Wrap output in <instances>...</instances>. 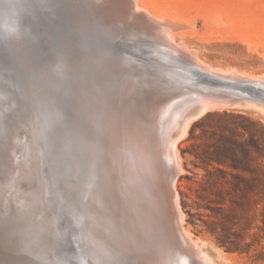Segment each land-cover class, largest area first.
Masks as SVG:
<instances>
[{"label":"bare ground","instance_id":"1","mask_svg":"<svg viewBox=\"0 0 264 264\" xmlns=\"http://www.w3.org/2000/svg\"><path fill=\"white\" fill-rule=\"evenodd\" d=\"M93 1L94 0H74L75 3L71 4L68 0H64V3L61 4L53 0L52 2L51 0H28L25 4V0H12L11 4L10 2L8 3L2 0L0 4V27L2 30L3 28L8 30L10 29L9 27L17 25L23 34L29 29L32 32L34 42L25 41L24 45L27 46L29 50L33 47L35 51L42 53L41 57H39V60L42 62L45 60L43 47L49 48L51 44H53V48L56 46L54 43V35L52 36L53 32H50L49 29L47 30L44 27L42 28V23L46 21L48 17H43L40 13L42 12L44 15L48 12L50 6H54L53 11H56L59 7H62V9L66 11L69 7L68 9L72 11H78V16L80 12L87 16L94 12L91 7ZM98 1L101 3L103 15L105 11L110 14L112 19L117 18L120 19V21L127 18L131 12L136 10L134 6L128 4V2L127 5H124L125 7L123 9H121L122 5L121 8L117 9L116 7L114 8L113 5L111 6L113 0ZM13 2L19 4L20 7L17 6L16 12L12 7V5L15 6ZM36 4L39 6V12H37ZM82 6H85L86 9L84 10ZM24 7L25 10L23 9ZM40 7H42V9ZM21 9L23 10L21 11ZM66 12L69 14V11ZM142 12L143 11H141V13ZM106 17L107 16H104L103 18ZM131 17L134 18L132 15ZM71 18L72 17H70L69 20H71ZM110 19H108V21L112 20ZM130 19L131 18H129V20ZM142 19L143 18H141V21ZM48 21L52 22L54 20L49 19ZM71 22L73 21L71 20ZM137 23L139 24V21ZM60 24L62 25L65 23L61 21ZM78 25L79 28L82 27V30L85 31L83 40L84 38H89L90 40L88 39L87 41L90 43L92 32L90 33V30L86 29L87 26L82 24L81 20ZM117 25L120 26L119 24ZM69 26H72L75 30L78 29L82 31L74 22ZM147 27L146 24L145 28ZM154 28L156 30H153V32L158 36V39L171 49L169 51L166 47L169 52L176 55L172 57L176 58L178 56L179 58L180 56L182 58L177 59L182 61L181 59L187 58L185 56H188L191 58V60H186L188 64L178 62L177 60L169 61L168 58L171 53L167 52L166 54L161 52V58L156 56L153 60L156 63L151 65L143 64L140 70L128 65L119 66V70L125 71L122 78L119 79L121 76L117 78L118 73L113 76V72L115 71L108 66L114 61L106 62L96 67L98 70H94L95 73L92 72L91 74L89 72L90 78L93 74L96 76L91 78V82L89 81L90 84L87 83V85H90V88L88 87L87 89L90 90L89 96L87 91L83 90L85 91V94L82 95L84 98L91 97L90 104L87 105L84 110V115H86L88 120L82 113H78L77 118H79L82 123L80 130L84 134L86 144L94 148L92 153L97 154V159H99V166H96L95 162L89 165V171L91 173L89 180L84 183L82 182L80 188H78L81 192V197L83 196L84 200L87 198V217L86 221L80 225L78 232L79 237L81 233V237L77 241L78 247L84 255L85 264H103L105 252H112L114 255H117L118 259L122 261V264H216L213 258L204 251L203 247L205 244L202 241L193 239V235L184 228L183 216H180L181 213H179L178 192L175 188L176 179L172 181V183H169V179L167 180L168 174L170 178L174 176L177 177L183 169H181V160L179 161L180 156L178 158L177 153H175L176 148L174 150L175 155L172 154L170 149L173 144L169 141L170 134L164 136V133L167 128H169L170 121L174 120L171 138L178 140L181 137H185L184 135L187 133V128L189 126L188 124L186 127V123L184 124V120H186L188 116L186 112L190 111L191 113V110L197 107L196 104L187 105V102L194 96H199L198 98L201 100H216L217 98L229 100L232 94H236L234 92L240 91L254 100L262 97L264 98V94H262V89L264 87L261 84V81L264 80V75L253 74L250 77L249 73L247 74L246 71V73H243L247 74L249 79L244 80L243 77L240 78L237 76L239 75L238 73H232L233 75L230 74L231 77L227 76L230 77L227 82L229 88L232 89L220 92L210 87L212 84L211 82L216 83L220 81L216 79V74H211L215 71L209 73V71H204L203 68L205 66L202 67V70L196 67V60L192 53L188 52V44H186L187 46L184 44L185 40L183 41L182 39V45L180 41V45H177L175 44L176 41L174 37L173 40L170 39L168 35L169 30L166 26H154ZM51 31H54V29ZM112 32H115V34H111L112 36H108L105 32H103L102 35L106 37L105 40L109 39V41L115 42L111 43L112 46L110 45V47L113 48L116 46L121 48L129 44L141 45L148 39H141L142 37L140 38V34L142 33L138 35L141 40L138 38L133 40L124 37L126 34L118 27H115ZM78 33L80 34L79 31ZM119 33L121 35H119ZM81 37L78 38L81 40ZM85 41L86 40H84V45L87 43ZM154 41L156 40L154 39ZM79 46L81 45L79 44ZM83 47L85 48L87 46L85 45ZM83 47L81 46V48ZM195 47L196 46H194V48ZM10 49L12 50L13 48L10 47ZM77 49L76 51L79 52ZM15 50L17 51V49H14V51ZM195 50H197V47ZM191 51L193 50L190 49V52ZM81 52H79V56H81ZM107 55L108 53L105 54V57H107ZM79 58L80 61H82L81 57ZM188 61H191L190 64L195 66V68L189 65ZM38 65L39 63H33L31 74L34 75L33 77L39 79L40 77L36 76L39 71ZM57 67L62 66L54 65L53 63V68L55 69ZM84 67L82 68L83 70ZM233 68L236 70L235 66ZM233 68L231 65V68L226 70L223 69V71H226L225 73H222L223 71H217L216 73L226 75L227 72H233ZM93 69L94 68H92V70ZM210 69L211 68H209V70ZM89 70L91 71L90 68ZM1 73L4 77H11L5 66L2 68ZM80 73H84V71ZM243 73L241 75H244ZM86 74L84 73V75ZM244 76L248 78V76ZM86 77H88V74ZM95 82H103V84L98 83L100 86H98V84L96 86ZM40 83L42 84L43 81ZM101 86L105 87L104 93L106 94L102 97L103 99L96 102L99 108L97 110L94 109L93 93H91V89L92 87H94V89L96 87L97 92L101 93V91L104 90L100 88ZM118 86L120 88L117 93ZM25 87L29 92L31 86H29V82L27 81H24L21 91L19 90L18 92L15 80L14 87L12 88L7 80H0V126L3 124L10 126L15 125L18 121L17 119L29 113L28 93H26ZM145 87L150 90L148 92L149 95L147 94V96H149L148 99L145 95V91L147 90L144 89ZM111 92H113L115 96H120L117 99V104H113L111 101L109 97L111 95H108L111 94ZM16 95L18 99L15 97ZM129 96H134L136 100L131 101ZM236 100L234 101V106L232 104L229 106H233L232 108H234L235 105H244L245 103L243 102L251 103L252 105L255 104L250 100H244L243 102ZM218 101L220 102V100ZM230 101L233 100H229V102ZM212 103L215 102L213 101ZM218 103L216 104L218 105ZM220 103H223V100ZM198 104L201 107V103ZM100 105H103L102 113L100 111ZM211 107H214V105ZM33 108L36 110L37 105L33 104ZM182 109L183 111L181 113ZM217 109H220V106ZM222 109L224 108L222 107ZM209 110L210 109H208V111ZM94 111L97 113L99 112V115L101 113L102 119L97 121ZM184 113H186V116L183 119ZM174 116L177 117V119ZM160 119H162L165 124H159ZM163 127L164 130L161 132ZM10 134L13 137L14 149L13 151H6L5 155H0V202L4 203L5 209L27 212L25 215L28 221L26 220L25 226L27 229L32 228V232L37 237L41 235L42 227L44 228L41 219L45 218L44 221L47 223L45 231L48 236H52V238L42 239V241H40L29 236L28 231L24 227H18L17 230L14 228L12 231L8 229L4 230L3 227L4 234H0V244L2 247L5 246L6 248L8 245L11 246L10 243L13 242V240V244L16 242V246H11L8 251L9 253L6 255L4 254L5 257L0 255V264H20L18 261L15 262L10 258V255L15 254L13 252L15 250H24L28 252L29 257L32 259L23 256L26 257L23 258L26 261L25 264H40L38 262L40 251L36 246H43V249L41 247L40 249L42 252L44 251V256H48L50 254L49 251L52 253L56 245L60 243V229L64 228L65 225L61 224L63 219L62 215L57 210L58 201L55 190H53L51 180L46 173V171L52 169L51 165L49 167L50 170H48L47 167L51 163L50 160H47V154L51 153L47 145L42 144L40 133L36 128L29 127L24 130L23 134L15 133L12 129ZM52 161L54 160L52 159ZM1 166H4V169ZM168 167L171 168L172 172L168 171ZM166 190L170 191L171 197L167 198V195L164 196ZM33 217L34 219L32 220ZM51 241L52 244L49 245ZM53 241L55 243H53ZM161 245H163L162 253L157 251L158 246ZM176 249L180 250L178 251ZM33 258H35V260Z\"/></svg>","mask_w":264,"mask_h":264},{"label":"rangeland","instance_id":"2","mask_svg":"<svg viewBox=\"0 0 264 264\" xmlns=\"http://www.w3.org/2000/svg\"><path fill=\"white\" fill-rule=\"evenodd\" d=\"M63 1L59 0L58 3L62 4L64 3ZM68 1L71 4L75 3L74 0ZM127 2L132 4L136 10L123 19L124 21H120L117 18L112 19L110 14L105 11L103 15L101 3L98 0H94L91 3V7L94 10V12L90 13L91 17L80 12L79 18L78 11L73 10V12L68 9L69 7H66V11H69V14L64 10H61V14L60 9L58 10L59 21H64L65 23L57 25V27L59 26L58 32L60 35L55 36L52 34L54 39L60 43L58 47L62 49L64 56L68 57L69 60L71 58L70 61L76 58L77 54L80 55L79 52H84H81L80 56L82 60L81 67L80 65L78 67L81 70L85 66L84 70L82 69L81 71H84L85 74L87 73L88 77H86L87 74L84 75L79 70L78 75L81 80L77 86L81 92H85L88 89L90 85H87V83L90 84V80L93 77L91 75L90 78V73H95L94 70H98L96 67L102 65V63L114 61L108 66L114 69L113 76L118 73L117 78L121 76L119 78L121 79L125 71L119 70V66L128 65L140 70L143 64L151 65L156 63L153 60L156 56L161 58V52L167 54L171 49L155 35L153 32V30H156L154 26H166L169 30L170 39L173 40L174 37L177 45H180V43L182 45L185 40L186 43L184 41V44H188V46L186 45L188 52L192 53L196 60V67L202 70V67L205 66L203 68L204 71H209V73L215 71L211 74H216V79L220 81L211 82L210 87L220 92L232 89L229 88L227 81L235 72L240 75L236 74L238 77H243L244 80L249 79L248 73L250 77L253 74L264 75V0H113L111 6L113 5L114 8L118 9L122 5L121 9H123ZM42 7L40 8L42 9ZM82 8L86 9L85 6H82ZM141 11L143 12L141 13ZM104 16L107 17L103 18ZM70 17H72L71 20L78 28L81 20L82 24L87 26L86 29H89L90 33L92 32L90 43L87 41L89 38H84L85 42H87L85 43L87 47H83L85 46L83 40L85 31L82 30V27L79 28L82 30L80 31L69 26L73 23L69 20ZM107 18L112 20L108 21ZM129 18L132 20H129ZM141 18H143L142 21ZM138 21L139 24L137 23ZM146 24L147 28H145ZM115 27L122 30L126 34L124 37L129 39L136 40L141 37L143 40L145 38L148 39L141 45L129 44L121 48L117 46L114 48L110 47L111 43L115 42L109 41V39L105 40L106 37L102 33L105 32L108 36H112L115 34V32H112ZM49 29L52 30L51 27ZM7 31L4 28L3 30L2 28L0 29V33L3 34ZM139 34L140 38L138 37ZM119 35L121 34L119 33ZM78 37H81L82 41ZM145 44L148 45L146 46ZM193 45L197 47V50H195L196 47L194 48ZM0 47L5 46L0 45ZM190 49L193 51L190 52ZM9 51L11 53L7 52V58L11 54L14 55L15 59L18 58V51ZM107 53L108 55L105 57ZM169 53H171L168 58L169 61L177 60L188 64L186 60H191V58L184 55L187 58L179 61L178 59L182 57L179 56L178 58L177 56L175 58L172 57L176 56L174 53ZM190 63L191 61L189 65H191ZM230 64L232 68L235 66L236 70L233 68V72H227L226 75L222 74L226 72L223 69L231 68ZM91 66L94 68L93 70ZM193 67L195 68V66ZM209 68L211 69L209 70ZM217 71L223 72L217 74ZM246 71L247 74H244ZM13 72H17L16 74L20 77V79L17 78L20 88V85L22 86L23 84L22 75L16 69ZM242 73L248 78L241 75ZM9 74L11 77L13 76L12 73L9 72ZM70 81L71 79H56V82L61 84L62 88L68 87ZM261 84L264 87V80L261 81ZM9 85H11V88L14 87V83ZM144 89H147L145 95H149V88L145 87ZM65 90H68V88ZM63 93L68 94L70 91ZM234 93H236V96L232 94L229 100L233 101L230 102L223 98L216 99L217 101L220 100V102L223 100V103L219 101L218 103L215 99H202L203 101L199 99L198 101L199 96H194L191 99L192 101L188 100L187 105L196 104L197 107L191 110V113L190 111L186 112L188 116L184 120V124L186 123V127L188 124L189 126L187 133L184 135L185 137L183 136L184 138L181 137L178 140L171 138V130L175 121H170V130L167 128L164 136L170 134L169 141L171 144L173 143L170 149L172 154L175 155L177 153L178 158L180 156L179 161L181 160L180 164L183 170L177 177L170 178L168 174L167 180L169 179V183H172L176 179L175 188L178 192L179 213L182 214L180 216H183L184 228L193 235V239L202 241L205 244L203 247L204 251L213 258L216 264H264V98L261 96L262 98L254 100L240 91ZM262 94H264V88L262 89ZM234 99L241 102L250 100L255 104L243 102L245 103L244 105H235L232 108ZM213 101L215 103H212ZM198 103H201V107ZM215 104L217 108L220 106V109H217ZM231 104L233 105L232 107L229 106ZM213 105L214 107H211ZM208 109L210 110L208 111ZM182 111L183 109L181 113ZM186 113H184L183 119ZM24 116L17 119L18 121L15 125H1L0 135L7 130L11 132L12 129L18 128L22 124L21 122L24 121ZM175 118L177 119V117ZM159 121V124H165L162 119ZM163 130L164 127L161 132ZM8 134L2 144L0 155H5L6 151H13L14 149L13 137L10 133ZM1 167L4 169V166ZM166 192L164 196L167 195V198L171 197L170 191L166 190ZM231 200L236 202L232 208ZM0 211H2L1 203ZM1 221L0 234H4V230L7 229L12 231L14 228L17 230L18 227H21L19 223H11L5 217H1ZM221 240H225L228 246L234 248V250H227L226 247L221 245ZM13 242L10 243L11 246H16V242L14 244ZM11 246L8 245L6 248L3 246L4 249L1 245L0 249L3 250H0V255L5 257L9 253ZM176 250L179 251L180 249Z\"/></svg>","mask_w":264,"mask_h":264},{"label":"water","instance_id":"3","mask_svg":"<svg viewBox=\"0 0 264 264\" xmlns=\"http://www.w3.org/2000/svg\"><path fill=\"white\" fill-rule=\"evenodd\" d=\"M1 1L2 0H0V2ZM5 1L8 3L12 2V0ZM27 1L28 0H25V4ZM53 1L58 2L59 0ZM14 5L15 6L12 5V7L16 12L19 4L14 3ZM36 7L37 12H39L40 9L37 4ZM53 8L54 6H50L48 8V12L44 15L42 12L40 13L43 17H48L46 21L42 23V28L44 27L48 30L49 27H51L54 31L49 29L50 32H53L55 36H58L59 30L57 25L61 21H59L60 17L57 12L60 9L61 13V10L64 9L59 7V9L53 11ZM23 9L25 10V7ZM23 9H21V11ZM49 19L54 20L52 21L53 23L48 21ZM9 28L10 29H8L7 32H4L6 36L3 33H0V43L5 46L0 47V80H7L9 84L14 83L15 80L18 92L19 90L21 91L24 81L29 82V86H31L29 88V92L25 87V91L28 93L29 113L23 117L24 121L21 122L22 124H20L18 128L14 129L13 132L23 134L24 130L29 127L36 128L40 133V137L43 142L42 144H46L50 149L51 154H47V160H50L51 163L47 167L48 170H50L49 167L51 165L52 169L50 171H46V173L51 180L53 190H55V195L58 201L57 210L62 215L63 219L61 224H65L64 228L60 229V243L56 245V248L52 251V253L49 251L50 254L48 256H44V251L42 252L40 249V247L43 249V246H36L40 251L38 262L40 264H85L84 255L78 247L77 241L81 237V233L79 237L78 232L80 225L86 221L87 217V198L84 200L83 196L81 197V192L78 188H80L82 182L84 183L89 180L91 175L89 165L95 162L96 166H99V159H97V154L92 153L94 148L89 147L86 144L84 134L80 130L82 123L79 118H77L78 113H82L84 115V110L86 106L90 104L91 98L85 97V99L82 96L85 93L81 92L80 88L77 86L78 82L81 80L78 75V70H80L78 65H81V61L79 59L80 56L78 55L76 59L70 61L68 57L64 56L62 49L58 47L60 45L59 41L55 39L54 43L56 47L53 48V44H51V47L49 48L43 47L45 60L41 62L39 57H41L42 53L35 51L33 47L29 50L28 47L24 45L26 40L28 42H34L32 32L27 29L26 33L23 34L17 25H13ZM10 47L13 48L12 50L17 49L19 53L17 59H15L12 54L13 59L11 55L7 58V52L9 54L11 53L9 51L11 50ZM35 56H37L38 61ZM33 63H39V71L36 75L40 77L39 79L37 77H33L34 75L31 74ZM53 63L54 65L56 64L62 67L54 69ZM4 66L7 67L8 72L13 74L12 77L9 78V76L4 77L2 75L1 71ZM14 69L18 70V72L22 75L23 84L22 86L20 85V88L18 86L17 79H20V77L18 74L13 72ZM93 76L95 75L93 74ZM57 78H60L61 80L71 79L69 86L62 88L61 84L56 82ZM41 81H43L42 84L40 83ZM95 83L96 86L98 83L103 84V82ZM98 86L100 85L98 84ZM67 88L68 90L64 91V89ZM100 88L103 90L105 87L101 86ZM117 88L118 93L120 87L118 86ZM67 91H70V93H63ZM104 91L105 89L99 93L97 92L96 87L95 89L92 87L91 93H93L92 98L94 101V109H99L96 102L103 99L102 97L106 94ZM87 93L89 96L90 90L87 91ZM108 95H111L109 97L111 98L113 104H117V99L120 96H115L113 92ZM15 97L18 99L17 95ZM129 98L131 101L136 100L134 96H129ZM33 104L37 105L36 110H34ZM102 107L103 105H100L101 113ZM101 113L99 115V112L97 113L94 111L97 121L102 119ZM84 116L87 119L86 115ZM9 131L7 130L0 135V153L2 144L6 140L5 137L9 135L8 133H10ZM52 159L54 161H52ZM168 171L172 172L170 167H168ZM0 203L2 205V211H0V223L2 222L1 217H5L8 218L9 220H7L11 223H19L21 228L24 227L28 231L29 236H32L37 240L42 241V239L52 238V236H48L45 231L47 225L44 221L45 218L41 219L44 228L41 226V235L37 237L32 232V228L27 229L25 226L26 220L28 221L25 215L27 212L5 209L4 203ZM33 219L34 217L32 220ZM50 244H52V241L49 245ZM22 251H13L15 254L10 255V258L15 262L18 261L20 264H25L26 261L23 258L26 257L23 256H27L28 258L31 257H29L27 251ZM33 259L35 260V258Z\"/></svg>","mask_w":264,"mask_h":264},{"label":"snow or ice","instance_id":"4","mask_svg":"<svg viewBox=\"0 0 264 264\" xmlns=\"http://www.w3.org/2000/svg\"><path fill=\"white\" fill-rule=\"evenodd\" d=\"M53 243H55L53 241ZM158 252H163V245L158 246ZM103 264H122V261L118 259L117 255H114L112 252H105Z\"/></svg>","mask_w":264,"mask_h":264},{"label":"trees","instance_id":"5","mask_svg":"<svg viewBox=\"0 0 264 264\" xmlns=\"http://www.w3.org/2000/svg\"><path fill=\"white\" fill-rule=\"evenodd\" d=\"M231 167H233V166H231ZM233 168H234V167H233ZM235 204H236V202H235L234 200H231V208H232V206H234ZM221 245L224 246V247H226L227 250H229V251H233V250H234V248H231V247L228 246V243L225 242V240H221ZM235 249H236V248H235Z\"/></svg>","mask_w":264,"mask_h":264}]
</instances>
